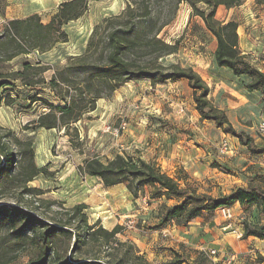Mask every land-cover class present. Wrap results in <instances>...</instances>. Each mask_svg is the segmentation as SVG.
Wrapping results in <instances>:
<instances>
[{
  "label": "rangeland",
  "instance_id": "rangeland-1",
  "mask_svg": "<svg viewBox=\"0 0 264 264\" xmlns=\"http://www.w3.org/2000/svg\"><path fill=\"white\" fill-rule=\"evenodd\" d=\"M45 1L48 0H0V34L1 27L8 21L5 19L8 10L21 17L38 13L44 23L67 0H53L52 5L44 6L41 2ZM129 5L134 9L146 7L142 0H89L88 12L78 21L64 27L68 42L57 44L44 55L35 52L18 57L6 63L3 70L6 73L18 72L23 69L24 63L35 65L39 61L43 68L48 67L50 70L32 78V81L45 80L48 83L56 71L68 65L71 57L81 56L85 52L96 26L107 18L119 16ZM256 5V2L254 4L246 0L240 5L244 8L221 6L216 18L221 22L234 21L244 27L246 33L250 32L253 39L258 38L256 41L259 44L253 48L252 60L264 70V6ZM149 6L154 12L155 31L167 20H172L162 29L159 38L168 44L178 43V52L164 57L161 63L166 66L179 64L184 68L195 67L208 73L211 78L224 80H213V83L231 88L235 85L237 89L240 88L243 97L248 95L246 82L227 77L229 72H222L224 70L217 67L214 57L216 40L188 4L179 3L178 0H152ZM198 8L202 11L207 9L203 4L198 5ZM28 75L30 77V72ZM182 81L154 87L147 80L126 83L111 96L98 101L97 109L74 125L78 129L77 138L72 133L66 136L64 130L32 131L30 124L46 109L40 102L31 104L30 98L38 95L53 104L61 102L54 97L46 83L30 88L21 81H12L11 86L0 91V133H13L21 141L33 140L36 165L47 168L52 176L40 175L28 184L29 189L42 191V195L32 198L30 193L23 194L14 185L5 190L6 194H0V205L19 204L29 212L30 209L39 208L33 213L51 216L54 212H61L59 205L53 203L63 204L64 208L83 203L89 207L87 214L90 223L100 221L108 230L121 226L122 231L118 235L121 241H132L129 237L135 233L145 236L162 230L161 206H174V201L152 200L149 188L144 195L135 199L124 185L107 188L96 178L80 176L78 168L86 160L97 158L107 164L119 154L142 158L172 177L181 175L183 184H190L198 188L199 192L216 199L230 196L237 187L235 178L254 175V169L251 168L255 166L251 163L257 159L235 142H227V138H223L222 132L214 125L210 126L200 119L193 91L186 80ZM6 97H11L14 102L7 104ZM251 115L252 119L241 123L242 126L236 129L249 133L258 144L263 145L264 136L259 125L264 121V115L262 112ZM117 129H120L118 135L114 133ZM72 137L75 141L73 145ZM224 142L229 144L227 150L223 148ZM252 180L264 189V172ZM40 199L45 206L41 204L40 207ZM242 209L243 213H240L241 209L234 211L233 223L236 228L241 225L243 228L245 221L264 225V215L259 214L256 208ZM130 222H133V226H130ZM173 225L171 223L166 227L165 242H173V236L178 231L180 234L189 232L188 236L192 237L188 244L173 242L174 248L179 247L178 251L182 247L201 251L198 248L204 247L207 252L216 251L217 255L212 257L216 264H264L263 255L250 247L248 252L242 250L244 239L222 230L226 223L218 212L206 214L188 227L178 226L174 229ZM192 230L194 232L191 234ZM217 230L223 236L229 234L226 239L230 241L218 243L215 238ZM12 232L8 229L0 231V264H30L34 250L30 245L22 246L21 239ZM151 240L148 238V241ZM152 259L150 261L153 263L162 264Z\"/></svg>",
  "mask_w": 264,
  "mask_h": 264
},
{
  "label": "trees",
  "instance_id": "trees-1",
  "mask_svg": "<svg viewBox=\"0 0 264 264\" xmlns=\"http://www.w3.org/2000/svg\"><path fill=\"white\" fill-rule=\"evenodd\" d=\"M142 1L146 7L134 9L129 5L119 16L107 18L96 26L85 52L81 56L71 57L68 65L56 71L48 83L45 80L32 81V78L50 70L43 68L39 61L35 65L24 63L21 71L13 73H6L3 66L18 57L35 52L44 54L57 44L68 42L64 27L88 12L89 0L62 3L46 24L39 15L6 22L0 34V91L11 86L12 81H21L30 88L46 83L61 103L53 104L38 95L31 97V104L40 102L46 111L30 124V129L64 130L66 136L72 133L77 138L78 129L74 125L94 112L98 101L111 96L126 83L147 80L154 87L186 80L193 91L196 111L202 120L215 123L225 134L237 138L252 155L263 156L264 144H257L250 135L232 126L226 113L210 101V89L197 72L179 64L166 66L161 63V59L179 50L178 43L168 44L159 38L162 29L172 20H167L155 31L154 12L149 6L152 0ZM245 1L178 0L192 8L193 14L202 19L215 38L217 66L230 70L237 77L248 78L247 89L260 92L264 101V71L240 50L238 23L221 22L216 18L219 7L230 9ZM255 2L264 5V0ZM200 4L207 9L200 10ZM6 98L7 104L14 102L11 97ZM73 138L72 145L75 143ZM78 172L82 177L98 179L107 188L124 185L135 199L144 195L149 188L152 200L174 201V206H161L162 228L171 223L188 227L205 213L233 208L237 204L245 209L256 208L259 214L264 215V189L253 183L228 197L216 199L199 192L190 184H183L181 175L172 177L142 158L120 154L107 164L97 158L88 159L78 168ZM40 175L52 176V173L36 165L33 140L21 141L13 133H0V194H6L5 190L16 185L14 188H20L23 194L30 193V197L42 195V191L28 188V184ZM38 202L40 207L41 204L45 206L41 199ZM53 204L59 205L61 212H54L51 216L33 213L39 208L30 209L29 212L19 204L0 205V231L11 230L21 239L22 246L30 245L34 250L30 264H155L135 243L118 238L121 226L108 230L100 221L90 223L86 204L71 208H64L60 203ZM243 232V239L254 237L264 240V225L245 221ZM162 264L216 263L203 251L182 247L180 251L173 252L170 263Z\"/></svg>",
  "mask_w": 264,
  "mask_h": 264
},
{
  "label": "crops",
  "instance_id": "crops-1",
  "mask_svg": "<svg viewBox=\"0 0 264 264\" xmlns=\"http://www.w3.org/2000/svg\"><path fill=\"white\" fill-rule=\"evenodd\" d=\"M68 1H71V0H67L65 2H68ZM251 1L255 4V0H248V2H251ZM52 3H53V0L45 1V3L41 2V4H43L44 6L45 5H52ZM256 6H259V5H256ZM263 6L264 5H260V7H263ZM240 7L244 8L245 6H240ZM32 15H39V14L38 13H34ZM32 15L29 14V15L21 17V16L14 15L13 13H11L8 10L6 12V14H5V19L8 20V21H12V20H17V19H25V18L30 17ZM50 19L48 21L44 22V24L48 23L50 21ZM255 28H257V27H255ZM241 30L243 31V33L241 32ZM249 33L250 32L246 33L245 32V28L239 25L238 34H239V38H240V50L242 51V53L244 55H247L250 58V60L252 61V63H253V60H252L253 54H254L253 48L256 45H258L259 43L256 41L258 38L253 39ZM215 50H216V47H215ZM44 54H40V55H44ZM190 68H192V67H190ZM218 68L220 70H224L222 72H229L227 74V77L231 76V78H236L237 80L240 79L243 82H246V85H247V83L249 81L248 78H246V77H237L230 70H228L226 68H220V67H218ZM192 69L195 72H197L201 76V78L206 82V84L208 85V87L210 89V94H209L210 101L214 104L215 107H217L218 109H220V110H222V111H224L226 113L230 123L232 124V126L235 129H236L237 126H242L241 123H245V122H247V120L252 119L253 117H252L251 114H253V113L256 114V113L262 112L263 115H264V101L262 100V96H261L260 92H258V91H249L247 89L249 91L247 93L248 95H245L243 97L241 95L242 92H241L239 87L237 89V87L235 85L232 88L231 87H226L224 85L219 86L215 82L213 83V80H216L218 82L219 80H222L221 78H217V77H212L211 78L208 75V73H206V72L203 73V72L197 70V68H195V67L192 68ZM222 81H224V80H222ZM181 82H183V81H180V82L178 81V82H176L174 84L181 83ZM150 85H151V83H150ZM258 103H260V106H258ZM203 122L208 124V125H210V126L214 125L215 128H217L215 123H213V122L204 121V120H203ZM217 129L220 132H222V137L223 138H227V142H231V143L235 142L242 149H247L246 147H244L240 143V141L237 138L232 137L231 135L225 134L219 128H217ZM242 132H245V131H242ZM245 133H247V132H245ZM247 134L249 135V133H247ZM251 137L255 140L254 136H251ZM255 142L257 143L256 140H255ZM259 145H261V144H259ZM249 153L252 155V153L250 151H249ZM252 156L255 159H257L256 162L251 163L252 165L255 166L254 168H251V169H254V175L250 176V175L247 174L246 177L235 178V180H234L235 183L234 184H237L236 190H238L240 188H246L251 183L257 185V183H256L257 181L252 180V178L253 177H257V176L261 175V173L264 172V169H263L264 168V164H263V161H262V160H264V155L263 156H254V155H252ZM182 164H185V162H182ZM186 169H187V167H186ZM237 209L238 210L241 209L242 211H240V213H243V209H242V207L239 204H237V205H235L233 207V211H235ZM215 212L219 213V210H217ZM206 214H209V213H205L204 215H206ZM204 215H202V216H204ZM200 218H198V220H200ZM166 227L162 228V230H160L158 232L151 233V235H148V233H147L145 236H141L140 234H136L135 233V234L131 235L129 237V239L132 240L136 245H138L139 249L142 251L143 254H148L146 257L149 260H153L152 258H154V259H157L161 263H167L168 261H172V259H173V256L171 257L170 254L172 255L173 254L172 252L179 250L178 246L176 248H174V246H173L174 243L175 242H179V243L188 244L189 239L192 238V237L188 236L189 232H186L185 234H183V233L180 234V231H178L173 236V242L174 243L173 242H170V243L165 242L163 238L167 237V231L168 230H167ZM177 227L178 226L176 224L173 225L174 229L177 228ZM112 229H114V227ZM239 229L243 231L242 225L239 227ZM192 232H194V231L192 230L191 234H192ZM159 235H160L161 239H159ZM227 236H230V235L229 234H227V235L225 234L223 236V234L220 232V230H217V235H216L215 238L218 241V243L229 242L230 240L226 239ZM148 238H151L152 240L148 241ZM243 241L244 242H242V243L245 244V245H243L241 247L243 251L248 252L247 249L250 247L253 250H255L257 253H259V254L264 256V240H260L258 238L250 237L248 239H244ZM156 245L158 246V248H155ZM157 249H159L160 252H158ZM198 249L203 251V252L204 251L207 252L204 247H199ZM214 262H215V260H214Z\"/></svg>",
  "mask_w": 264,
  "mask_h": 264
},
{
  "label": "built area",
  "instance_id": "built-area-1",
  "mask_svg": "<svg viewBox=\"0 0 264 264\" xmlns=\"http://www.w3.org/2000/svg\"><path fill=\"white\" fill-rule=\"evenodd\" d=\"M259 130L261 131L262 135L264 136V121L259 125ZM119 132H120V129H117L114 131V133L117 135L119 134ZM228 147H229V144L227 142H224L223 148L225 150H227ZM219 214L221 215L224 222L226 223V225L223 226L222 230L225 232H228L229 234H234L238 239H243L244 232L242 230H240L239 228H236L234 223H233V220L235 218L233 208H221V209H219ZM130 226H133V222H130ZM205 253L211 259L213 256L217 255L215 250H212L210 252H205Z\"/></svg>",
  "mask_w": 264,
  "mask_h": 264
}]
</instances>
